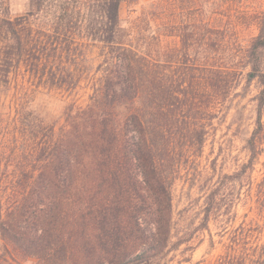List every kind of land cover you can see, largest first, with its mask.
<instances>
[{
    "label": "trees",
    "instance_id": "1",
    "mask_svg": "<svg viewBox=\"0 0 264 264\" xmlns=\"http://www.w3.org/2000/svg\"><path fill=\"white\" fill-rule=\"evenodd\" d=\"M122 2L26 0L12 17L0 0V264H19L14 254L42 264L161 261L171 247L172 184L201 154L211 99L228 87L230 66L215 57L227 6L256 31L240 47L245 83L258 86L255 126L247 161L210 188L200 226L212 214L235 217L240 192L227 186L253 168L264 132V0L160 1L152 15L182 22L156 40L178 36L176 51L122 25ZM34 78L66 90L87 78L91 92L83 106L68 103L56 126L33 105ZM248 196L253 214L224 227L221 250L195 264H264V173Z\"/></svg>",
    "mask_w": 264,
    "mask_h": 264
},
{
    "label": "rangeland",
    "instance_id": "2",
    "mask_svg": "<svg viewBox=\"0 0 264 264\" xmlns=\"http://www.w3.org/2000/svg\"><path fill=\"white\" fill-rule=\"evenodd\" d=\"M8 15L15 16L24 14L26 11V0H4ZM163 0H123L120 7L119 17L121 24L133 27L139 35L149 37L152 48L162 49L167 47L181 48L178 36L171 35L163 37L162 42L156 39L158 33L166 30L177 34L179 31L181 17L171 20L169 13L165 16L153 12ZM185 9V13H186ZM222 24L225 25L224 38L215 52L219 63L230 66L226 75L228 87L226 92L218 94L211 99L212 118L207 126V135L202 147L201 154L189 171L183 170L172 184V237L170 250L165 254L158 264H195L205 259L212 261L221 250L225 235L222 234L224 227L230 228L237 224L245 213L249 216L252 197L248 196L249 186L254 187L256 181L264 173V132L263 139L258 144L261 151L254 162L253 168L249 170L241 180L232 182L227 186L228 194L240 192L235 200L233 211L235 217L230 221H224L222 217L212 214L206 229L201 228L205 198L210 188L223 174H232L237 171L248 159L246 140L255 126L254 102L252 96L256 93L258 86L255 82L246 85L244 73L246 67L242 59L241 46H244L252 35L256 33L252 28H246L239 24L234 6H227L224 12ZM159 16V17H158ZM158 17V18H156ZM31 19V18H29ZM184 22V20H183ZM167 25V29L164 27ZM142 40H140L141 42ZM92 56H97L100 45L94 44L88 47ZM199 58L197 63H202ZM175 63L170 70L175 68ZM21 66V72H23ZM193 81L201 88V73L195 72ZM28 78V83H29ZM33 105L41 110L48 123L56 126L63 123V111L68 103L83 106L87 103L89 94V81L82 78L74 89H60L44 84L43 80L34 78L32 81ZM205 96L203 97V99ZM201 107L203 103L198 102ZM264 123V109L262 114ZM213 245L210 246V240ZM5 248L0 239V251ZM19 264H42L37 259L20 255H13ZM188 260V261H186Z\"/></svg>",
    "mask_w": 264,
    "mask_h": 264
}]
</instances>
